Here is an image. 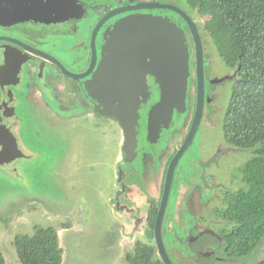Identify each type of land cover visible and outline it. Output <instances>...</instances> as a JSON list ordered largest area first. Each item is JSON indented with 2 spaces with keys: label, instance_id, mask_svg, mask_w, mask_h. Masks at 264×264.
Returning <instances> with one entry per match:
<instances>
[{
  "label": "rangeland",
  "instance_id": "374dc122",
  "mask_svg": "<svg viewBox=\"0 0 264 264\" xmlns=\"http://www.w3.org/2000/svg\"><path fill=\"white\" fill-rule=\"evenodd\" d=\"M96 1L111 3L116 0ZM141 2L175 5L194 20L202 37L205 75L210 79L206 84L199 126L174 170L170 199L162 221V230L166 234L165 249L173 264H246L249 256L217 261L200 259L196 252L189 254L185 251L187 241L181 240L184 234L179 232L184 233L187 229L181 228L180 224L177 226L184 211L181 217L183 220L185 214L194 217V222L191 218L188 221L194 223L197 232L208 230L222 234L221 231L228 229L225 222H229L219 215L221 211L217 210L219 216L215 211L221 205L223 193L229 195L243 185L242 168L251 157L250 148L234 147L223 138V113L229 102L232 83L231 79L222 80L225 76H220L231 72L232 68L226 65L219 46L203 29L197 12L186 0H118V6ZM144 11L150 12L149 16L159 13L155 17H173L171 19L185 31L186 44L193 50L190 30L179 15L160 8ZM142 72V76L151 73L146 69ZM151 74L157 93L163 76L161 72ZM66 90L65 87L62 95L53 98L36 96V91L31 90L22 105L23 123L19 126L18 138L31 155L0 164V252L6 262L18 263L14 236L32 234L35 226H53L60 235L61 264H128L125 254L133 251L136 241L153 242L148 236L150 229L144 223V214L150 201L157 203L162 182L154 167L151 169L148 149H143L147 148L145 141L135 138L134 126L140 119L144 124L148 122V126L155 121L156 127L166 121L165 136L168 135L163 141L162 159L156 161L162 167L161 162L165 160L163 166H168L185 139V125L182 124V130L178 125L182 112L178 111L180 107L172 104L169 110L158 112L156 119L151 118V112L149 114L146 108H141L145 96L135 95L132 97V114L120 109L106 110L104 115L94 114L83 110L90 102L80 96L82 92L73 94ZM153 95L148 94V100L150 103L154 101L155 105L168 98L161 96L160 91L155 94L157 96ZM193 95V89L186 90L185 102L186 105L190 102L191 110ZM42 97V103H37ZM151 111L157 113L155 109ZM121 120L133 130V138L126 135ZM154 138L152 144L158 136ZM163 172L161 170V176ZM202 177L207 184L202 183ZM177 181L173 205L172 195ZM228 197L232 199V196ZM170 235L174 240L167 239ZM216 254L225 256L223 251L217 250ZM195 258L199 262L193 263Z\"/></svg>",
  "mask_w": 264,
  "mask_h": 264
},
{
  "label": "flooded vegetation",
  "instance_id": "af4514ba",
  "mask_svg": "<svg viewBox=\"0 0 264 264\" xmlns=\"http://www.w3.org/2000/svg\"><path fill=\"white\" fill-rule=\"evenodd\" d=\"M119 6L118 0L111 3H106L105 1L100 3L96 0H0V142L7 140L4 131L9 130L16 138L17 146L23 153L22 158L31 155L22 144L21 138H18V129L23 123V119L21 118L23 117V113L21 112L23 108L22 105H24L26 101L25 98L28 97L31 90L36 91V96L43 95V97L51 96L52 98L54 96L62 95L65 92V87L67 88V93L69 91H72L73 94L75 91H77L78 94L82 92L80 96L90 102V105L83 110L101 115H104L106 110L110 111L118 109L128 111L132 114V97L140 95L145 96L144 98L146 100L144 103H141V108H146V111L149 112L154 101L150 103V100H148V94H154L153 96H157L162 88L159 86L156 93L155 80L152 74L150 73L147 76H142V71L143 69L152 70L153 74H157V66L155 68H150V65H148L149 58L140 57V59L137 60L135 53V56L132 59L116 62H109L106 60L107 58L105 55L107 53V39L109 38L110 32L115 23L126 18L149 16L151 13L144 11L145 9H148L144 8L124 11L111 16L109 19L105 18L109 12ZM158 15L159 13L156 15L152 14L151 16ZM171 18L173 17H170V22L180 28L177 21H173ZM184 34L187 39L185 31ZM92 35L94 37L93 44L91 43ZM200 38L202 43L201 35ZM126 42L127 41L124 42L123 40L119 41L122 47L128 48L129 50L135 48L127 47L128 44ZM132 42L136 44V48H141L143 53L147 52V55L149 52L151 59L156 60L150 45L148 48L143 49L142 46L146 47L144 41L132 40ZM146 44L148 43L146 42ZM187 46L189 74L186 85L187 92L188 89L194 90V101L192 110L189 107L190 102H188L187 105L185 104L182 114H178V119H181L178 124L180 128L179 130H182V124L185 125L186 128L183 138L186 137L190 128L196 104L195 100L197 97L193 41L192 51L191 46L189 44H187ZM153 61L154 60H151V62ZM91 63L92 66L89 68ZM202 65L205 103L206 84L210 79L206 78L204 61ZM239 67V64L236 67H231L232 71L221 75L220 77L225 76L221 79H231L232 83L238 78L237 74ZM88 68L89 72L85 73ZM71 72L76 73L78 76H82L74 77ZM221 79L219 80L221 81ZM74 82L75 90H72ZM42 90H45V92H42ZM211 95L212 94H210V96ZM43 97L41 99L38 98L37 103H42L41 101ZM64 103L65 101H63V104ZM56 112L60 113L61 111L56 110ZM129 119L132 120L131 115ZM146 121H148L147 117ZM121 124H123V122ZM165 124L166 121L164 120L158 125V139L153 141L155 142L153 144L151 141L155 140L154 137H156V130H154V135H151L152 133L149 135L148 122L144 124L143 120L140 119L134 126L135 138L142 139V141H145V145H147V148L143 149H148V155L151 157L150 161L154 165L151 164V169L153 170L154 167L155 174L162 179L160 188L161 195L168 166H163L166 162L164 160L161 162L162 167H160V162H157L156 160L157 158H160L163 153V141H165V137L168 135L165 136L167 131L166 128L168 127V125L165 126ZM145 133H147V138L144 137ZM170 159L168 160L170 161ZM158 170L159 173L156 172ZM161 170H164L163 176L160 175ZM201 181L202 183L207 184L204 177L201 178ZM161 195L159 197V203ZM176 195L177 193L172 195L173 205ZM224 203L225 193L222 195L221 205L215 211L217 216H219L217 210L221 211L225 207ZM150 204L151 201L149 202L146 211L150 208ZM183 212L184 211H182V213ZM181 216L179 217L180 223L177 222V224H180L181 228L187 229L184 233L183 231H180V233L184 234V239L181 240L187 241L185 247L186 252L191 255L196 252L197 254L195 255L200 259L213 258L212 260L217 261L236 259L226 255L223 258L216 254L217 250L224 252L225 238L223 235L225 236L227 230L231 228V226L229 227V223L225 222V224H228V229L221 231L222 234L208 232V230H199V232H197L198 230H196L193 225L194 217L185 214V220H183ZM190 218L193 220L192 223L188 221ZM186 225L190 226V228ZM205 234H210L212 236H203ZM263 241L258 243L255 253L249 256L246 264H256L264 258ZM198 258H195L193 263L199 262ZM240 258L245 259L246 257Z\"/></svg>",
  "mask_w": 264,
  "mask_h": 264
},
{
  "label": "trees",
  "instance_id": "16d2710c",
  "mask_svg": "<svg viewBox=\"0 0 264 264\" xmlns=\"http://www.w3.org/2000/svg\"><path fill=\"white\" fill-rule=\"evenodd\" d=\"M186 1L219 46L226 65L240 66L223 113V138L234 147L250 148L251 157L242 168L243 185L229 195L225 193L226 206L219 215L231 225L223 235L224 255L248 257L264 240V0ZM177 186L178 181L174 195ZM158 201H151L144 214L153 242L136 241L133 251L125 254L128 264H164L153 237ZM161 233L164 241L162 226ZM13 245L19 262H6L0 252V264L62 263L60 237L53 226H35L32 234H16ZM263 263L264 258L256 264Z\"/></svg>",
  "mask_w": 264,
  "mask_h": 264
},
{
  "label": "water",
  "instance_id": "95a60500",
  "mask_svg": "<svg viewBox=\"0 0 264 264\" xmlns=\"http://www.w3.org/2000/svg\"><path fill=\"white\" fill-rule=\"evenodd\" d=\"M144 8H160V9H168L178 14L186 23L188 29L190 30L191 36L193 38L194 43V51H195V67H196V85H197V97L195 110L191 122V126L188 130V133L183 140L182 144L172 157L171 161L166 170L165 181L163 186V191L158 207V211L155 218L153 234L154 241L156 246V252L163 261L164 264H173L171 261L164 243L162 239L161 233V225L163 215L168 203L172 179L174 174L175 166L182 156L183 152L187 148L188 144L192 140L202 116L203 105H204V76H203V51H202V43L200 34L194 20L182 9L172 4L165 3H156V2H141L136 4H130L127 6H119L116 9L109 12L105 18L109 19L111 16L117 15L124 11L128 10H136V9H144ZM105 19V20H106ZM108 33V32H107ZM123 40L128 44L127 47L133 48L129 50L128 48L122 47L119 41ZM132 40H142L144 41L146 47L148 48L150 45L155 59H151V55L148 52L143 53L141 48H136V44L132 42ZM94 37L92 35L91 43L93 44ZM131 42V43H129ZM146 42L148 44H146ZM106 55L109 62H116L121 60H128L134 58V53L136 54L137 60L142 58H149L148 65L156 68L158 72L163 76L162 85H160L161 96H165L166 102L159 103L158 105H153L149 111L151 112V118L158 117V112H164L169 110L172 107L180 109L178 111L183 112L185 107V94L187 90V77L189 74V57H188V46L186 44V36L184 31L181 28H178L174 23L170 22L168 18L163 17H155V16H136L131 18L123 19L114 24L113 29L110 32V36L107 39L106 43ZM140 46V45H139ZM93 47V45H92ZM141 47V46H140ZM94 49V47H93ZM151 60H154L151 62ZM157 62V63H156ZM157 65H156V64ZM92 66H89V68ZM88 70L85 72H89ZM153 73L152 70H148ZM70 74V73H69ZM71 74L74 77H81L82 75H77L76 73ZM170 101V106H169ZM152 109L157 110V113L151 111ZM149 112V114H150ZM122 121V120H121ZM123 125L126 128V135L128 137L133 138V130L128 127L124 121ZM151 124L148 126L149 135H154V130H156V135H159L158 128L155 121L150 122ZM156 127V129H155ZM1 128V126H0ZM7 137L6 141L0 142V164L8 163L18 157H22L23 153L17 146L16 138L13 134L6 130L4 131Z\"/></svg>",
  "mask_w": 264,
  "mask_h": 264
},
{
  "label": "crops",
  "instance_id": "0c3cea01",
  "mask_svg": "<svg viewBox=\"0 0 264 264\" xmlns=\"http://www.w3.org/2000/svg\"><path fill=\"white\" fill-rule=\"evenodd\" d=\"M59 232V231H58ZM60 236V235H59Z\"/></svg>",
  "mask_w": 264,
  "mask_h": 264
},
{
  "label": "clouds",
  "instance_id": "9594fccd",
  "mask_svg": "<svg viewBox=\"0 0 264 264\" xmlns=\"http://www.w3.org/2000/svg\"><path fill=\"white\" fill-rule=\"evenodd\" d=\"M60 237V236H59Z\"/></svg>",
  "mask_w": 264,
  "mask_h": 264
}]
</instances>
